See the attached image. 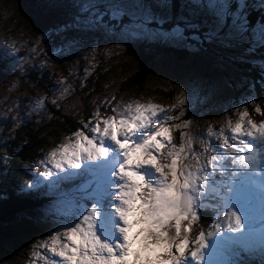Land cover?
I'll list each match as a JSON object with an SVG mask.
<instances>
[{"label": "snow or ice", "instance_id": "6c2138e0", "mask_svg": "<svg viewBox=\"0 0 264 264\" xmlns=\"http://www.w3.org/2000/svg\"><path fill=\"white\" fill-rule=\"evenodd\" d=\"M56 9L62 5L46 0ZM55 34L74 35L63 44L72 50L103 39L129 45L203 51L201 66L218 50L242 47L264 56V0H87ZM258 13L252 19L253 13ZM96 51L95 48L92 49ZM256 62L253 61V66ZM264 89V59L259 62ZM183 92L210 96L196 72L182 71ZM249 95L240 101L247 106ZM115 100V97L112 98ZM54 104L55 101H52ZM111 103V101L109 102ZM43 99L36 102L43 107ZM129 102L111 107L114 115H95L77 129L74 142L51 150L43 170L18 186L26 198H47L48 207L30 218L45 238L34 258L43 264H264V120L239 113L220 146L210 140L202 151L180 132L190 121L171 114L185 111ZM234 108L237 106H233ZM254 111L260 114L261 109ZM195 119V117H193ZM214 135L209 127L207 137ZM204 144L206 137L201 136ZM221 149H231V152ZM191 159L193 163L185 164ZM46 182V183H45ZM201 221L205 226H199Z\"/></svg>", "mask_w": 264, "mask_h": 264}, {"label": "rangeland", "instance_id": "374dc122", "mask_svg": "<svg viewBox=\"0 0 264 264\" xmlns=\"http://www.w3.org/2000/svg\"><path fill=\"white\" fill-rule=\"evenodd\" d=\"M39 1L40 4L28 5L24 0H0V161L5 166L0 169V175L11 178L13 175L9 170L13 168L17 178L13 177L19 181V186L25 185L28 176L22 172L24 169L12 165L17 153L22 152L24 160L15 164L21 163L30 169L27 171L35 170L39 175V171L43 170L40 161L51 150L74 142L75 137L71 134L77 129L91 135L83 127L84 123L91 120L95 124L98 110L101 116L114 115L110 108L116 103L123 106L133 101L151 102L169 109L178 100H184L188 115L191 112L189 126L178 129L176 136L171 130L173 121L167 124L174 144H180V132L183 131L187 134L186 138H192L196 152L202 151L209 140L217 146L219 134L221 131L225 133V128L230 133L228 120L237 121L239 115L235 110L226 113V106L246 82L239 73H230L229 67L217 60H207L206 66L202 67L198 60L200 56L192 59L191 53L197 51L187 50L190 58L180 61L172 53H156L158 47H153L156 64L145 87L140 90L126 88L123 84L137 66L138 46L134 54L129 45L100 39L69 50L63 41L70 39L74 33L71 32V37L69 34L57 35L54 29L73 19L76 9L71 5H82L87 0H55L62 5L56 9L46 8V0ZM122 45H125L124 48L116 49ZM237 54L243 56L245 53L241 51ZM182 71L198 73L205 82V88L212 87L214 91L210 96L181 95L183 85L177 81L183 79V75H178ZM41 99L44 105L37 107L36 102ZM57 109L77 123L76 129L65 131L59 137L56 136V128L49 127L55 118L53 111ZM178 113L179 107L171 114ZM209 127L214 130L210 138L207 137ZM25 129H30L32 134L42 139L39 149L31 145L30 152L23 150L28 142ZM201 136L206 137L204 144L201 143ZM189 163L194 164L191 154L185 161V164ZM38 179L43 178L39 176ZM41 205L38 213L48 207L46 201ZM203 224L201 221L200 225Z\"/></svg>", "mask_w": 264, "mask_h": 264}, {"label": "trees", "instance_id": "16d2710c", "mask_svg": "<svg viewBox=\"0 0 264 264\" xmlns=\"http://www.w3.org/2000/svg\"><path fill=\"white\" fill-rule=\"evenodd\" d=\"M24 1H26V4L28 5H36L37 2L38 4L41 3L39 0ZM168 2L170 4H176L179 6V4L182 3V0H168ZM257 16L258 14L255 12L252 15V19H255ZM66 34H69L70 36L72 33L68 32ZM124 46L125 45H122L120 48L116 49H122ZM143 49L144 47L142 45L138 46L137 48V66L133 73L127 78V81L123 84V86L126 88L133 90H140L144 88L149 78L154 73V66L156 64V57L154 55L156 54L152 51L150 55L147 53L141 55ZM162 51L165 53H172L180 61H186L188 58H190V55L187 53V49L158 47L156 53H160ZM241 51L245 53L243 56L237 54ZM191 54L192 59H194V57L200 56L198 59L200 61L206 56L203 51H197L196 53ZM262 59H264V56H262L261 53H248L242 47L218 50L208 59L209 61H219L221 64L229 67L230 73H239L240 77L246 79L243 87L238 89V92H235L232 101L229 103V106H226L227 108L229 107L226 113H230V110H235L237 114L242 111H247L249 113V118L253 119L255 122L259 123L261 120H264V89L261 88L259 83H255L259 79V62ZM253 61L256 62L255 66H253ZM231 83H233V81H231ZM253 84L254 90L251 92V95L255 97V100L250 102L247 106H243L240 104V101L249 95L250 86ZM233 106L237 107L234 108ZM256 107L261 109L260 114H257L254 111ZM189 113L191 115V112ZM53 114L55 118L49 127L50 129L56 128L57 137H59V135L65 131L76 129V121L70 116L64 114L61 110L57 109L53 111ZM190 115H188V111L186 109L183 116H180L179 113L176 114V116H179L180 118L179 120H174L171 122V126L174 124H179L184 119L191 121ZM173 132V134L177 136L179 130L177 129ZM24 135L27 137L28 142L23 146V150L30 152L31 145H34L36 149L41 147L39 143H41L42 139L37 138V136L32 134L30 129H25ZM13 143L16 146V143ZM34 143L37 145L35 146ZM14 151L17 152V149ZM225 151L231 152V149H227ZM23 160L24 154L22 152L17 153L16 160L12 162V165L17 167L19 166L20 169H24L22 172L28 176L26 177L27 181L24 183L27 184L30 183V178L38 179L39 175L35 170L27 171L30 169L22 166L21 163L15 164L16 161L21 162ZM3 165L4 164H2L0 161V169L5 167ZM38 169H40L39 166ZM9 172L14 176L13 168H11ZM13 176L8 178V176L0 175V264H43L42 261L34 258V253L36 251L45 253L46 250L34 247V245H36L35 242L39 243L44 240L42 237L45 236V232L41 229L40 225L34 223L30 218H34L37 215L38 208L42 206L41 203L43 201L47 202V198H26L23 194L19 193V181L15 179L17 178L16 175L14 176L15 178ZM201 226L205 225L203 224ZM37 238L38 241H36Z\"/></svg>", "mask_w": 264, "mask_h": 264}, {"label": "bare ground", "instance_id": "6f19581e", "mask_svg": "<svg viewBox=\"0 0 264 264\" xmlns=\"http://www.w3.org/2000/svg\"><path fill=\"white\" fill-rule=\"evenodd\" d=\"M258 14V13H257ZM201 226V225H200Z\"/></svg>", "mask_w": 264, "mask_h": 264}]
</instances>
